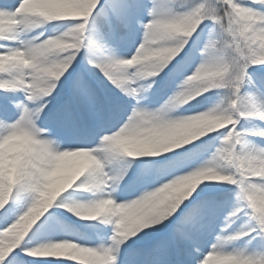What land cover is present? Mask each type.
I'll return each mask as SVG.
<instances>
[{
  "label": "snow or ice",
  "instance_id": "1",
  "mask_svg": "<svg viewBox=\"0 0 264 264\" xmlns=\"http://www.w3.org/2000/svg\"><path fill=\"white\" fill-rule=\"evenodd\" d=\"M81 2L88 6L77 9V18L53 20L34 30L26 28V24L40 15L41 6L59 10L64 5L59 0H13L0 5V54L29 52L28 39H21V34L38 31L31 39L40 43L69 27L78 26L80 31L77 46L60 55L62 66L49 69L45 86L40 87L37 78V73L43 75L40 68L16 65L0 72V92L4 93L0 97V124L10 130L27 122L36 140L33 150L19 163L8 197L0 201V239L38 203L44 183L50 180L55 188L71 185L68 190L75 186L73 191L63 192L66 195H61L56 207L51 206L37 220L39 224L34 223L36 227H31L19 246L0 249V264H56L57 260L63 264L61 258L74 264H108L113 256L115 264H209L212 258L227 264H264V239H257L264 237V206L248 191L249 185L264 190V177L229 166L221 176L203 182L192 179L176 183L185 175L210 167L211 161L229 144L235 145L239 156L264 155V128L260 127L264 115L250 112L237 116L234 122L196 143L164 155H138L156 159L125 160L119 150L113 151L111 159L102 155L119 139L155 135L162 125L169 97L179 91L186 77L203 70L202 65L235 76L231 88L210 92L236 100L238 108L241 101L264 107V67H256L264 66L260 62L264 58V44L230 27L231 17L225 12L231 9L224 0ZM235 2L264 12V0ZM60 21L73 23H53ZM162 24L198 26L180 55L147 82L153 87L143 90V81L125 80L119 72ZM137 33L139 46L134 52L129 49L130 54L121 55L124 39L131 38L134 44ZM82 52L86 64L82 62ZM162 81L175 89L157 106L153 93ZM20 92L24 94L23 100L17 96ZM206 94L195 104L203 105L213 99ZM193 107L191 104L185 111ZM16 111L19 115L13 121ZM254 118H259L258 122ZM241 120L252 124V129L241 130ZM237 140L240 142L236 143ZM65 150H92L100 157L95 174L101 182L107 180L105 173L119 171L122 179L109 180L107 187L101 184L103 191L98 197L89 193L86 198L114 200L119 206V217L79 225L84 232L62 227L60 217L66 213H60L58 208L74 203L77 197L84 199L81 186L89 176L78 158L73 170L65 171L69 159L76 158L60 157ZM222 184L233 186V191L221 190ZM221 217L224 227L209 249ZM241 219L244 223L240 228L229 231ZM245 237L249 238V245L252 241L256 245L235 247ZM53 239L70 240L78 251H50L57 243L51 242ZM230 244L233 247L229 248Z\"/></svg>",
  "mask_w": 264,
  "mask_h": 264
},
{
  "label": "clouds",
  "instance_id": "2",
  "mask_svg": "<svg viewBox=\"0 0 264 264\" xmlns=\"http://www.w3.org/2000/svg\"><path fill=\"white\" fill-rule=\"evenodd\" d=\"M59 2L64 5L59 10H49L47 7L41 6L40 15L33 17L26 24V28L34 30L53 20L75 19L77 18V9L88 6L81 0H59ZM219 2L220 0H217V3ZM224 3H227L231 9L230 12L227 10L225 12L231 17L230 27L243 32L250 39H259L264 44V12L244 7L236 3L235 0H224ZM197 26L198 24L180 26L162 24L141 45L132 60L123 63L119 75L128 81H143L141 88L150 90L153 84L147 82L153 77L159 76L180 55L187 39L191 38ZM79 36L80 31L77 26L69 27L60 35L50 36L40 43H36L34 39L30 38L26 40V43L30 45L29 52L0 54V72L5 71L9 66L16 65L43 69V75L37 73L40 87H43L47 83L46 77L49 74V69H57L62 66L60 55L76 47ZM260 62L264 63V58ZM130 69L134 71L129 74ZM202 69H198L186 77L179 91L169 97L162 115V125L155 135L146 138L119 139L115 144H110L106 148L102 153L103 157L111 159L114 150H119L122 155L131 158H138V155L167 154L196 143L210 133L225 127L228 123L234 122L237 116H244L250 112L264 115V107L241 101L238 108L236 100L227 98H221L200 111L182 112V109L212 89L231 88L233 85L234 75L217 71L208 65H202ZM30 127L25 122L23 125L9 130L0 124V137H2L0 138V201H4L8 197L11 183L17 177L20 161L35 147L36 140L31 134ZM239 142V140L236 141V143ZM59 155L60 157L73 155L81 161L85 171L89 173L86 184L81 187L83 191L92 193L96 197L103 191V187L109 186V180L115 182L123 178L119 171H113L111 175L105 173L107 180L99 181L95 173L100 166V157L96 156L92 150H77L74 153L65 150ZM44 162L48 163L47 160ZM229 166L250 172L253 176L264 177V155L250 153L248 156H239L235 152V145L229 144L211 161L210 167L185 175L176 183H188L192 179L203 182L207 178L221 176ZM70 186L55 188L50 180L44 183L40 189V200L5 233L3 239H0V249L13 250V246H19L34 223L55 204ZM248 191L256 196L261 206H264V190H260L255 185H249ZM62 207L77 218L87 221H107L120 215L119 206L114 200L86 199L70 204L66 203ZM117 223H119V219H117ZM49 250L73 254L78 251V248L72 241L65 239L53 244ZM115 259L114 256L110 257L108 264H115ZM209 264H227V262L212 258Z\"/></svg>",
  "mask_w": 264,
  "mask_h": 264
},
{
  "label": "rangeland",
  "instance_id": "3",
  "mask_svg": "<svg viewBox=\"0 0 264 264\" xmlns=\"http://www.w3.org/2000/svg\"><path fill=\"white\" fill-rule=\"evenodd\" d=\"M5 2H7V3H12L13 0H0V5H3ZM16 2L18 3L19 0H16ZM145 20H147V17H145ZM68 23H73V22H68ZM65 24H67V23H65ZM48 27H49V29H51L49 25H48ZM42 30H43V29H41V30H39V31H42ZM50 34H51V32L48 33V35H50ZM36 35H38V31H33V32H31L30 35L21 34L20 38H21V39H30V38H32L33 36H36ZM140 42H141V41H140V35H139V33H137V35H136V37H135V43L133 44V47H132V48H129V47L121 46V48H120V50H119V51H120V54H121V55H124V54H126V53H129V49H131V52H134L135 49L139 46V43H140ZM129 54H130V53H129ZM83 57H84V53L82 52V53H81L82 62L86 64L87 61H86L85 59H83ZM130 71H131V69H130ZM251 71H252V69L250 68V69H249V72H251ZM170 95H171V92L168 93V94L166 95L165 100H167L168 97H169ZM219 99H220L219 96H217L216 98L212 99L211 102L208 104V106H210V105L213 104L214 102L218 101ZM204 105H205V103H204L203 105L195 106L194 108H192L190 111H188V112H186V113H189V112H195V111H200V110H203L204 108L208 107V106H204ZM194 109H195V110H194ZM18 115H19V114H18ZM18 115H14V116H13V121H14L16 118H18ZM257 119L259 120V118H257ZM258 120H257V122H258ZM10 122H11V121H10ZM260 127H261V128H264V124L260 125ZM258 139H259V138L257 137V140H258ZM97 143H98V141H97ZM162 155H164V154H162ZM151 158H153V157H141V159H151ZM76 159H77V158H70V159H69V161L67 162V165H66V169H65L66 172H67V171H71V170H73V166H74V164H75V162H76ZM124 159H125V160L133 159V160H134V158H128V157H125ZM223 227H224V221L221 219V220L219 221V225H218V227H217L216 233L213 234L212 237L210 238V243H209V245H208V248H209V249H210V247H211V243H214V242H215V236L219 234L220 229L223 228ZM229 231H231V229H229ZM51 242H58V240L53 239V240H51ZM232 247H233V246H232ZM235 247H237V246L235 245ZM205 254H207V249H206V251H205ZM66 259H67V258H66ZM68 261H69V260H68ZM70 262H71V261H70ZM71 263L74 264V262H71Z\"/></svg>",
  "mask_w": 264,
  "mask_h": 264
},
{
  "label": "trees",
  "instance_id": "4",
  "mask_svg": "<svg viewBox=\"0 0 264 264\" xmlns=\"http://www.w3.org/2000/svg\"><path fill=\"white\" fill-rule=\"evenodd\" d=\"M66 23L67 21H60V22H55V23ZM68 22H70V21H68ZM256 67H264V66H256ZM162 85H159L158 86V91H160L161 89H163V88H172L173 86H168L167 85V82L166 81H162V83H161ZM156 89V90H157ZM155 90V91H156ZM154 91V92H155ZM4 95V93H2V92H0V97H2ZM206 95H208V96H213V95H215V92H210V93H207ZM17 96H18V98H19V100H23L24 99V94H23V92H20V93H17ZM185 108H187V107H185ZM185 108L184 109H182L181 111L182 112H184L185 111ZM15 111V110H14ZM18 111H16V113H17ZM248 127H249V123L247 122V121H245V120H241L240 121V128H241V130H248ZM74 189H75V186H74ZM74 189H69L68 191H73ZM64 195H66V193L65 194H62V197L64 196ZM90 194H88V192H83L82 191V197L84 198V199H81L80 197H77L76 198V200L77 201H79V200H86V198L89 196ZM60 199V198H59ZM59 199H58V201H57V203L59 202ZM54 207H56V205L54 204ZM58 211L60 212V213H66V215H64L63 217H65V218H63L62 216L60 217V218H62V219H64L65 220V223L66 224H69L70 223V225L71 224H73V222L71 221V220H68V219H72L73 221H79V225H81V224H90V222H92V221H87V220H83V219H80V218H77L76 216H74L71 212H69L66 208H64V207H59L58 208ZM66 218H68V219H66ZM38 224H39V221L37 222ZM244 223V220L243 219H241L236 225H234L233 226V228L235 229V230H237V229H239L240 228V226L242 225ZM36 226L34 225L33 226V228H35ZM78 230L81 232H84V229H81L79 226H78ZM255 235V234H254ZM258 240L259 239H264V237H258L257 238ZM248 240H249V238L248 237H245L244 238V240H242V241H239V242H237V244H240V248H243V247H248V248H252L254 245H256V241H252V244L251 245H249L248 244ZM229 246V245H228ZM63 263H64V261H63ZM57 264H60V260L58 261V263Z\"/></svg>",
  "mask_w": 264,
  "mask_h": 264
}]
</instances>
